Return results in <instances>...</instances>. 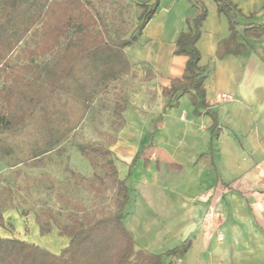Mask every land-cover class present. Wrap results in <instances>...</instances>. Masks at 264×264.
Listing matches in <instances>:
<instances>
[{"label": "crops", "instance_id": "1", "mask_svg": "<svg viewBox=\"0 0 264 264\" xmlns=\"http://www.w3.org/2000/svg\"><path fill=\"white\" fill-rule=\"evenodd\" d=\"M230 1L245 46L240 54L217 55L231 26L216 0H160L139 41L126 49L129 62L146 66L151 77L125 107L108 147L127 186L123 219L136 246L164 254L190 245L165 255L163 264H264V32H245L264 25V0ZM202 4L203 105L191 92L171 99L163 90L183 76L187 58L175 53V41ZM210 208L224 210L222 242L206 221Z\"/></svg>", "mask_w": 264, "mask_h": 264}, {"label": "trees", "instance_id": "2", "mask_svg": "<svg viewBox=\"0 0 264 264\" xmlns=\"http://www.w3.org/2000/svg\"><path fill=\"white\" fill-rule=\"evenodd\" d=\"M123 1L126 5V0ZM159 2H137L142 10L140 24L129 38H113L106 23L99 21L93 0H0L2 70L11 72L19 68L29 73L4 77L6 82L0 89V144L6 138L23 132L33 119H42L43 138L48 140L46 147L33 149L32 165H39L40 156L75 129L70 123L66 124L63 107L76 106L88 111L98 90L131 73L133 65L126 49L139 41L143 29L156 14ZM216 2L218 11L229 16L231 26L229 37L218 43L217 55L222 58L229 53L240 54L245 46L237 40L236 6L230 0ZM207 14L208 9L202 4L192 17L189 30L182 31L175 41V53L185 56L187 63L183 76L173 78L171 86L163 88L164 94L171 99L191 92L195 103L205 104L207 76L205 68L200 65L198 42ZM72 29L73 34L69 35ZM245 32L246 35H260L264 32V25H251ZM31 40L34 46H29ZM17 49L25 54L28 61L22 65H10L8 58ZM46 56L49 58L43 63L38 62V58ZM150 75L147 72L145 76L150 78ZM77 148L104 174L94 173L88 177L69 166H66L67 171L95 195H103L106 190L113 189L116 193L115 209L96 215L87 210L83 202L75 201L73 207L66 210L63 222L52 207L43 208L35 215L40 232L46 234L57 227L60 235L69 238L66 247L58 254L24 238L0 235V264H163L165 255L182 254L190 246L185 243L164 254L136 246L123 219L128 199L127 186L118 174L111 149L94 142L79 143ZM3 152L5 155L13 153L11 147ZM4 220V212L0 209V225H4Z\"/></svg>", "mask_w": 264, "mask_h": 264}, {"label": "rangeland", "instance_id": "3", "mask_svg": "<svg viewBox=\"0 0 264 264\" xmlns=\"http://www.w3.org/2000/svg\"><path fill=\"white\" fill-rule=\"evenodd\" d=\"M93 1L96 3L99 21L106 23L109 35L113 38H129L141 22L139 17L142 12L135 0H126V5L123 0L120 3H116L118 0H107L105 3ZM72 34L73 29L69 35ZM30 45L34 46L33 40ZM48 58L49 56L38 58V62L43 63ZM8 59L10 65H22L28 61L19 49ZM2 69L0 63V89L6 82L4 77L7 74L29 75L19 68L11 72ZM146 70L147 67L142 64H133L130 74L120 76L97 91L88 111L76 106L63 107L66 112V124L70 123L75 129L48 153L41 155L39 165H32L33 149L46 147L48 140L43 138L45 129L42 128V119H33L23 132L13 138H6L0 144V209L3 210L5 218L4 225H0V234L27 239L59 254L68 244V237L60 235L57 227L42 234L35 220L36 212L52 207L58 213L59 219L65 222V212L73 207L75 201L83 202L87 210L96 215L107 214L115 209L116 193L113 189L106 190L103 195L90 193L76 182L66 166L79 173L84 170L86 174H91L88 177H92L94 173L101 176L104 174L100 167L94 166L93 172L92 168L85 171L83 163H86V159L77 144L94 142L104 147L109 146L125 121L121 108L127 106L131 98L140 92V83L146 77ZM59 124L61 125L60 122ZM8 147L12 148L13 153L5 155L3 150ZM217 210L221 225L225 219L224 210Z\"/></svg>", "mask_w": 264, "mask_h": 264}, {"label": "built area", "instance_id": "4", "mask_svg": "<svg viewBox=\"0 0 264 264\" xmlns=\"http://www.w3.org/2000/svg\"><path fill=\"white\" fill-rule=\"evenodd\" d=\"M220 98L222 100H231L232 94L228 93H221ZM206 221L208 222L209 226L213 228L216 232L217 240L219 242H222L224 239V232L223 229H221V225L219 222V213L216 208H210L206 213ZM182 261V259H180Z\"/></svg>", "mask_w": 264, "mask_h": 264}]
</instances>
